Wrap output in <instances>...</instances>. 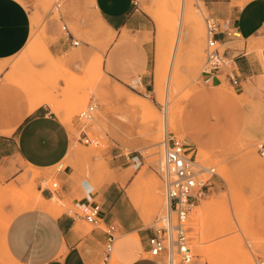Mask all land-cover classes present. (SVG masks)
<instances>
[{"label":"rangeland","instance_id":"obj_1","mask_svg":"<svg viewBox=\"0 0 264 264\" xmlns=\"http://www.w3.org/2000/svg\"><path fill=\"white\" fill-rule=\"evenodd\" d=\"M22 1L31 15V34L22 51L0 63V84L28 105L43 101L58 112L70 132V164L80 176L79 190L86 188L87 193L93 190L101 194L109 185L118 186L120 192L113 198L125 208L120 216L128 218L133 229L142 228L148 234L156 218L165 212L162 142L168 135L179 139L193 136L196 148L188 156L213 167L217 176L211 179L209 192L200 200L211 203L212 208L201 214L199 202L185 225L192 255L188 264H255V259L264 258V173L258 171L259 167L264 169V159L256 151L262 139L250 140L237 134L242 118L239 112L232 115L230 104L237 97L230 85L212 88L201 78L205 19L209 17L206 0H187L198 15L196 20L180 17L183 0H138L135 10L148 20L149 29L146 35L132 33L129 38L147 42L151 51L144 86L121 77L117 70L110 71L121 62L119 45L126 40L119 42V36L116 48L109 53L116 34L110 44L104 42L108 32L94 14L93 0ZM62 25L67 26L79 45L52 56L49 42L66 36ZM237 47L242 50L244 45L241 42ZM220 50L226 51V45ZM247 51H255L262 60L264 40L249 42ZM69 61L77 66L70 68ZM168 85L172 86L170 91ZM135 103L149 105L154 119L146 118ZM90 104L96 108L92 120L86 123L91 143L85 145L79 136L77 115ZM168 112L174 115V124L160 131ZM186 148L191 149L189 142ZM65 165L47 169L46 174L28 169L31 176L22 187L15 189L10 198L0 195V227L18 212L2 211L5 202L25 208L29 203L26 185L37 191L42 176L46 180L42 186L54 190L56 170ZM56 200L60 213L74 210V205ZM84 225L86 231L93 228ZM161 260L163 264H182L176 252L171 263L166 254ZM107 264L113 263L109 260Z\"/></svg>","mask_w":264,"mask_h":264},{"label":"crops","instance_id":"obj_2","mask_svg":"<svg viewBox=\"0 0 264 264\" xmlns=\"http://www.w3.org/2000/svg\"><path fill=\"white\" fill-rule=\"evenodd\" d=\"M205 7L209 17L239 34L236 41L223 34L217 36L218 42L226 45V53L234 57L232 75L238 84L232 85L220 72L201 74V78L212 88L228 83L237 97L230 104L232 115L239 112L242 118L237 134L250 140L263 139L264 54L261 60L255 51H247V46L251 41L264 40V0H206ZM93 10L102 27L116 34L109 53L116 48L117 38L121 34L126 36V42L119 45L121 62L115 63L110 71L117 70L121 77L144 86L151 51L147 42L133 41L129 35H146L148 20L132 7L131 0H94ZM31 25L30 12L22 0H0V63L24 49ZM235 42L237 45L242 42L244 48L238 49ZM71 46V40L65 36L51 40L49 51L52 56H59ZM67 65L77 66L73 61ZM28 107L22 97L0 84V195L10 198L15 189L22 187L31 176L28 169L46 174L47 169L66 163L56 170L57 187L53 185L54 190L43 187L46 180L41 176L37 192L46 202L55 195L58 200L74 205V210L54 214L44 207L17 208L13 202H5L2 211L18 212L0 227V264H107L111 258L104 256L108 232L117 234L111 255L117 264H163L161 257L152 258L148 253L147 240L152 230L147 234L142 228L133 229L128 218L120 216L119 212L125 208L113 198L120 192L118 186L109 185L101 194L93 190L87 193L86 188L79 190L80 176L70 164V132L60 115L48 104L27 115ZM182 140L185 145L189 142L191 150L196 148L193 136ZM78 202H95L101 207L98 224L89 231L75 211Z\"/></svg>","mask_w":264,"mask_h":264},{"label":"built area","instance_id":"obj_3","mask_svg":"<svg viewBox=\"0 0 264 264\" xmlns=\"http://www.w3.org/2000/svg\"><path fill=\"white\" fill-rule=\"evenodd\" d=\"M134 9H138V0H131ZM60 7L57 4L56 9ZM60 19V18H59ZM62 30L67 39L71 40L72 46L76 47L79 42L74 40L66 25ZM218 34L231 38H239L237 31L228 29L226 24L219 22L213 17L205 19V60L201 74L212 75L222 73L232 85H237L238 80L232 75L235 68L234 57H230L226 51H221L218 42ZM96 106L88 105L77 115L81 124L79 136L85 145L91 143L86 132V123L93 118ZM163 148V176H161L163 194L165 198V212L156 218L152 228V235L148 238V253L152 258H159L162 254L167 255L171 263L172 255L176 252L182 264H188L191 259L189 238L185 228L189 214L194 210L210 190L211 179L217 176L213 167H208L188 156L182 139L168 135L162 142ZM257 154L264 159V138L256 146ZM60 168V167H59ZM54 185V184H53ZM76 212L83 218L86 224L96 226L101 212L99 204L80 203L76 206ZM117 237L107 233L104 245L105 259H109L114 252ZM255 264H264V258L255 259Z\"/></svg>","mask_w":264,"mask_h":264},{"label":"bare ground","instance_id":"obj_4","mask_svg":"<svg viewBox=\"0 0 264 264\" xmlns=\"http://www.w3.org/2000/svg\"><path fill=\"white\" fill-rule=\"evenodd\" d=\"M187 0H183L182 1V5H181V9H180V17H182V19L185 17L186 18V20H196V18L198 17V15H195V13L191 10V5H190V3H189V1H187L189 4H188V6H187V2H186ZM243 2V1H242ZM245 2H246V0H245ZM93 3H94V0H93ZM190 5V6H189ZM199 13V12H198ZM200 13H202V11L200 12ZM97 15H98V13H97ZM96 16V15H95ZM197 16V17H196ZM99 19H100V16H99ZM181 23V22H180ZM193 23V22H192ZM198 23H199V21H198ZM198 23H196V24H198ZM190 24H191V22H190ZM194 24H195V22H194ZM188 26H189V24H187ZM196 26V25H195ZM95 27H97L96 25H95ZM190 27L193 29L194 27L193 26H191L190 25ZM197 27H198V25H197ZM195 29H196V27H195ZM194 29V30H195ZM198 29H199V27H198ZM193 30V31H194ZM124 31V30H123ZM102 33V32H101ZM114 34V32H110V33H108V34H106L105 36L104 35H102V36H104V42L106 43V44H110L111 42H112V35ZM179 34H180V32H179ZM179 34L177 35V38H176V41H174L175 42V45L177 44L178 45V43H176L177 42V40L179 39L178 37H180L179 36ZM238 34V33H237ZM127 35V34H126ZM196 35H197V31H196ZM198 35H199V33H198ZM238 36H239V34H238ZM196 39H198V37L196 38ZM126 40V36H125V34H121V36H120V38H119V42H123V41H125ZM197 42H198V40H197ZM159 45V44H158ZM177 48V46L176 47H174V50ZM171 50H172V48H171ZM173 51V50H172ZM176 51V50H175ZM176 53V52H175ZM174 57V56H173ZM173 60V59H172ZM157 87H159L160 86V79L158 78L157 79ZM170 82V81H169ZM168 84V83H167ZM170 84V83H169ZM169 86V85H168ZM167 86V87H168ZM171 85L168 87V91H170V89H171ZM134 96V95H133ZM135 98V97H134ZM127 99V101H128V98H126ZM140 99V98H139ZM124 102H126V101H124ZM42 104H44V102L43 101H37V102H34V103H31V105H29V107H28V109H27V115L28 114H31V113H33L40 105L42 106ZM127 104V103H126ZM136 104V103H135ZM134 104V106H136V107H138L140 110H141V112L145 115V117L146 118H148L149 120H152V119H154V113L152 112V111H149V105H146V104H144V103H138V104H136L135 105ZM130 105V104H129ZM130 106H132V105H130ZM133 106V107H134ZM149 106V107H148ZM53 112H55L56 114H58V112H56L55 110H53ZM165 117H164V121H163V123H162V125H160V131H164L165 132V130L167 131V128H168V126L170 127V126H172L173 124H174V115L171 113H166V115H164ZM20 119H21V117H19L18 118V121H20ZM157 120H158V118H157ZM156 120V121H157ZM163 120V119H162ZM159 121V120H158ZM148 122V121H147ZM156 123V122H155ZM158 126V125H157ZM156 127V126H155ZM154 128V127H153ZM14 129V128H13ZM12 129V130H13ZM153 131H154V129H153ZM151 132H152V130H151ZM149 133H150V131H149ZM154 133V132H153ZM163 134V133H162ZM165 134V133H164ZM138 135V134H137ZM140 136V135H139ZM156 136V135H155ZM158 136V135H157ZM142 137V136H141ZM144 138V137H143ZM146 139V138H145ZM136 146H139V148H141L140 147V145H136ZM139 148H137V149H139ZM71 149V148H70ZM73 149V148H72ZM69 152H70V150H69ZM191 153V152H190ZM251 154V153H250ZM247 155H248V153H247ZM252 155V154H251ZM250 155H248V157H249ZM253 157L252 158H254V156L255 155H252ZM251 157V156H250ZM159 158V157H158ZM256 158V157H255ZM254 158V159H255ZM163 160V159H162ZM205 160V159H204ZM250 160V159H249ZM256 161V160H255ZM260 161V160H259ZM259 161H256V162H259ZM253 167V166H252ZM258 171L259 172H261V173H264V169H262V167L260 168H258ZM34 178V177H33ZM45 185H46V183H44ZM30 185V184H29ZM32 185V184H31ZM48 185H50V187H51V184H48ZM133 185V184H132ZM27 186V188H25V190H26V192L29 194V198H28V200H29V203L28 204H26V208L27 207H44L47 211H49V212H51V213H54V214H59L60 213V210L55 206V201H57L56 200V197H55V195L50 199V201H48V202H46V201H44V199L41 197V194H40V192H37V191H35L33 188H32V186H28V185H26ZM26 186H24V187H26ZM53 186V185H52ZM47 187V186H46ZM52 188V187H51ZM129 189V188H128ZM37 190V189H36ZM134 193V189H132V191H131V195ZM47 200V199H46ZM164 200V199H163ZM156 201V199H154L153 200V204H154V206H155V202ZM58 202V201H57ZM218 203V202H217ZM163 204H165V202L164 203H162V205ZM211 204V203H210ZM210 204H206V203H202V201L200 202V208H199V211L201 212V214H204L205 212H207L210 208H212L211 206H212V204L210 205ZM216 205V204H215ZM138 208H140L139 206H138ZM140 210V209H139ZM148 214V213H147ZM11 217V216H10ZM8 219H9V217H8ZM3 256V255H2ZM1 260V259H0ZM110 260L112 261V263L113 264H117L116 263V261H115V259L113 258V256H111V258H110ZM11 262H13V261H11ZM8 264H12V263H8Z\"/></svg>","mask_w":264,"mask_h":264}]
</instances>
